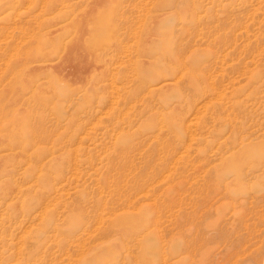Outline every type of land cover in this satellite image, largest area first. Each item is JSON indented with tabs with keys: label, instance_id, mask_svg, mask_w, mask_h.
I'll list each match as a JSON object with an SVG mask.
<instances>
[{
	"label": "rangeland",
	"instance_id": "374dc122",
	"mask_svg": "<svg viewBox=\"0 0 264 264\" xmlns=\"http://www.w3.org/2000/svg\"><path fill=\"white\" fill-rule=\"evenodd\" d=\"M0 264H264V0H0Z\"/></svg>",
	"mask_w": 264,
	"mask_h": 264
}]
</instances>
